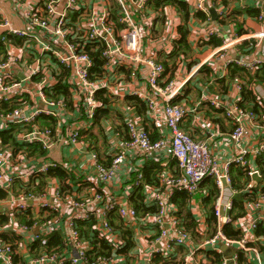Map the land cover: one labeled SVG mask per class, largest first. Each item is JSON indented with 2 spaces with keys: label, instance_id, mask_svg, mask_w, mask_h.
I'll list each match as a JSON object with an SVG mask.
<instances>
[{
  "label": "built area",
  "instance_id": "1",
  "mask_svg": "<svg viewBox=\"0 0 264 264\" xmlns=\"http://www.w3.org/2000/svg\"><path fill=\"white\" fill-rule=\"evenodd\" d=\"M157 1L159 0H33L28 5L25 0H10L13 9L22 16V24L17 25L8 16L0 15V102H19L14 109L0 112V126H31L30 131L19 133L18 139L39 143L48 151L47 155L40 158L28 157L24 151L4 145L0 139V190L7 192V197L0 200L6 204L5 207H0V212L9 210V224H12L17 222V213L33 210V224H18L17 231L29 235V243L39 241L41 246L40 253L18 263L15 245L0 233V264H121L125 255L118 253L116 249L119 251L123 248L125 240L110 221L112 211H117L121 220L129 227L138 222L137 224L151 225L156 230L153 240L158 248L155 255L167 256L174 249L188 247L187 253L180 257V264H217L214 255H207L208 251L224 253L220 264H240L242 254L246 258V264H264V249L261 246L264 247V236L256 234L260 225H264V193L246 200L247 212L244 217L235 219L231 213L234 196L251 190L254 187L253 175H261L260 170L252 167L251 162L264 153V143L254 148L242 146L232 161L222 163L207 141L193 138L182 128V122L188 114L187 108L173 102L179 93L175 81H162L165 66L154 54L147 53L141 25L137 20L140 14ZM217 1L196 0L195 8L204 12L206 19L211 20L210 9ZM258 1L261 2L258 19L264 20V0ZM217 12L223 18L227 9L220 7ZM209 35L219 33L210 29ZM252 38L256 40L255 52L254 49L250 55L230 56L232 50L239 52L240 44ZM93 50L100 51L105 61V77L101 80L96 78L93 71ZM214 53L224 63L226 70L238 66L253 75L264 66V31L244 33L230 40H222ZM140 65L149 69L151 95L145 98L153 114L154 125L159 129L166 127L168 135L154 140L150 132L140 127L135 120H127L129 139L116 151L109 165L102 163L98 154L92 152L96 173L92 178L97 181L89 185V180H84L88 187H96L90 196L81 195L80 189L67 194L58 182H53L55 179H49V185L40 190L32 186L29 190L24 187L15 192L18 180L27 181L31 176L47 173L50 168L59 165L73 173L70 163L60 164L50 158V152L58 142H63L69 148L90 147L84 132L89 130V119L95 116L100 106L97 91L107 87L109 77H119L122 68L130 71V78H137ZM15 68L23 73L22 78L17 76ZM59 82L69 85L73 92L72 109L70 98L51 97L48 93V89L53 91ZM24 83H35L36 88L26 87ZM236 87L241 92L243 83H236ZM158 98L162 101L161 113H158ZM211 103L215 108L223 109L225 117L233 124L231 140L241 143L246 134V123L256 122L258 114L238 103L229 106L220 100H213ZM40 115L55 118V129L40 123ZM76 115L84 116L86 120L70 123L66 125V133L58 134L56 128L61 127L60 124L65 125L69 118L73 119ZM165 146L170 147L171 157L177 164V173L167 175L162 171L159 174V184L149 185L144 184V171L140 170L133 181L135 188L145 186V203L149 207H155V213L139 217L138 210L129 202V198L121 199L101 189L102 184L115 177L126 158L128 148H137L150 155ZM233 164L248 168L247 175L251 180L244 190L233 187ZM209 177L215 179L219 189L214 203L217 221L212 233L206 223H200L197 233L202 238L196 242L192 232L175 216L172 199L177 191L188 192L191 196L197 193L207 194V190L201 185ZM64 208L69 210L67 217L64 216ZM42 212L45 214H41ZM51 212L59 214L53 219L43 220ZM92 219L97 221L93 229L98 236L107 240L114 248L111 254L92 255L95 254L92 252L93 246L81 234L77 224L79 220ZM227 224L240 229L239 239L231 238L225 233L224 226ZM39 225L40 233H34ZM58 232L64 237V247L49 249L51 238ZM223 244L226 251L221 249ZM201 250L206 257L199 256ZM232 251L230 257L225 255V252L229 254Z\"/></svg>",
  "mask_w": 264,
  "mask_h": 264
},
{
  "label": "crops",
  "instance_id": "2",
  "mask_svg": "<svg viewBox=\"0 0 264 264\" xmlns=\"http://www.w3.org/2000/svg\"><path fill=\"white\" fill-rule=\"evenodd\" d=\"M184 1L188 7V18L184 15L186 12L175 4L165 5L163 8L158 7L159 9L153 6L151 8L150 6L142 15L140 14L137 17V20L141 25L143 43L147 53L154 54L161 61L162 59L168 60L174 50L176 40L180 37V26L187 24L190 30L188 40L192 49L187 51L184 56L177 58L176 68L174 71L165 74L162 81H175L179 93L174 100H177L178 104H182L187 108L188 114L182 122V128L193 138L207 141L212 151L219 156L222 163H225L232 161L242 146L254 148L260 143H264V116H262L264 84L256 82V84L249 87L256 96L257 102L261 105L258 108V112H256L258 119L256 122L246 123V134L241 143H236L230 138V133L234 128L233 124L225 117L223 109L215 108L211 101L220 100L226 106L234 103L240 104L244 100L246 81H242L239 78L228 81L229 70L225 69L224 63L214 53L217 47L207 46L204 41L211 37L209 35L210 29H215L220 35L215 36L223 40H230L244 33L255 34L259 31H264V20L258 19L261 2L258 0H218L211 8L216 9V12L220 7L227 9L226 18L221 22L220 19L222 17L218 16V12L216 17L210 13L211 20L202 19L196 15L198 11L195 8L196 0ZM249 11H254L256 14L251 15ZM0 15L8 16L17 25L22 24V16L13 9L10 0H0ZM255 44V39H249L240 44L239 52L232 50L230 56L250 55L256 51ZM14 70L19 78L23 77V73L19 69L15 68ZM139 70L137 78H130V71L125 68L120 70L119 77L114 78L111 76L108 78L106 88L113 95L111 109L107 116L101 119L99 124H90L88 126L89 130L86 132V138L91 144L90 147L85 149L82 147L69 148L63 142H58L56 147L50 152V158L60 164L70 163L72 165L74 180L69 181V183L73 184L78 181L74 185V190L78 189V185H82L80 187L81 195L90 196L96 189V187H88L84 183V180H89V185H93L97 181L92 178L96 176L92 152L96 151L104 163L111 162L116 151L123 147L124 142L129 139L126 127L127 120H135L140 127L151 132H154V129L156 130L157 128L154 125L153 114H151L145 98L149 94L151 95L148 83L149 69L140 65ZM238 82L243 83L241 92L236 87ZM24 84L32 89L36 88L35 83ZM127 95L140 97L145 102L147 110L140 112L137 106L126 99ZM34 99L37 101L36 98ZM158 100H160L157 107L158 113H161L162 101L160 98ZM80 120L86 119L82 118L81 115H76L73 119L69 118L65 125L60 124L61 127L56 128L58 134L66 133V125L80 123ZM157 131L159 138L160 136H167L169 133L166 127L157 128ZM254 161L251 162V165L256 168ZM159 165L167 175L177 173V164L171 157L169 146H165L150 155L143 153L137 148H128L126 158L120 165L115 177L111 181L102 184L101 189H105L121 199H130L136 192L133 181L137 172ZM53 182L57 181L53 180ZM260 184H264V179ZM190 205L192 216L198 226L200 223L208 225L207 215L200 200H192ZM5 206V203L0 202V207ZM64 211V216L67 217L69 210L64 208ZM8 212L9 210L5 213L7 214ZM176 212L175 207L174 213ZM175 216L177 217L176 214ZM137 223L130 227L135 246L128 257H125L124 262H127L131 256V264H156L154 257L156 256L155 250L158 245L153 240L156 236V230L151 225ZM17 226L18 224L16 223L0 226V233L3 231L10 232L21 237L14 245L16 260L18 263H23L34 255L31 254L30 246L32 243L28 242L29 235L17 231L19 228ZM34 233H40V225L37 229H34ZM201 238H195L196 242ZM187 251L188 247H180L171 251L167 256L160 255L162 259L157 264H180V257L185 255ZM199 256L206 257L203 250L199 251Z\"/></svg>",
  "mask_w": 264,
  "mask_h": 264
},
{
  "label": "trees",
  "instance_id": "3",
  "mask_svg": "<svg viewBox=\"0 0 264 264\" xmlns=\"http://www.w3.org/2000/svg\"><path fill=\"white\" fill-rule=\"evenodd\" d=\"M177 5L178 7L182 8L186 13L184 14L186 18L189 17L188 7L187 3L184 0H159L155 2L154 4H151L156 9L159 7L163 8L165 5ZM158 8V9H159ZM251 15H255L256 12L249 11ZM258 13V12H257ZM197 16H199L202 19L206 18V15L202 11H197ZM226 18L223 17L222 20ZM180 31V37L175 42V47L173 52L171 53L168 60H163L162 62L165 66V74H167L170 71H174V69L177 66V58L184 56L187 51L192 49V46L189 43L188 40V34L190 32L187 24L181 25L179 28ZM222 40L218 36H211L207 41H204L205 44L212 45L213 47H218L222 44ZM2 44L0 43V47ZM91 55L94 59L95 66L93 68V71L96 73V78L102 79L104 78V72H103V65L105 61L101 57L100 51H91ZM164 74V75H165ZM95 78V77H94ZM228 81L234 80L235 78L242 79V81H246V92L244 94V100L239 104L241 107H244L246 109L253 110L255 112H258V108L261 106L257 102V98L254 95L251 87V85H254L257 83L264 84V66L259 68L258 71L251 75L249 73H246V71L238 66H232L229 68V74L227 75ZM244 85V86H245ZM48 93L51 97H59L64 96L70 98V108H73L72 100H73V92L71 91V88L69 85L59 82L57 83L53 91L48 89ZM97 99L100 101V106L97 109V112L95 116L92 119H89L90 123L92 125L99 124L101 119H104V117L107 116V114L110 111L111 102L113 99V95L110 92V90L106 87L101 88L99 91H97L96 94ZM126 99L133 105L137 106L141 111H146L147 106L145 102L140 97L130 96L127 95ZM174 103H177V100H173ZM19 105V102L13 101V102H0V112H8L15 107ZM264 116V108L263 113ZM40 120V123L51 126L55 129V126L57 124V120L50 116L40 115L38 117ZM32 129L31 126H22L19 124H10L8 126H0V139L2 140L4 145H9L17 148L19 151H24L28 157H36L40 158L41 156L47 155L48 151L43 149V147L36 142H28V141H21L18 139L19 133L23 131H30ZM150 132V135L152 139L156 140L159 138V133L154 129V132ZM129 138V137H128ZM96 152V151H95ZM97 153V152H96ZM98 154V153H97ZM99 156V154H98ZM99 159L102 163H104L100 156ZM255 166L257 169L260 170V173L264 179V153L259 155L254 159ZM105 165H109L110 162ZM248 168L239 167L236 165H232L231 167V173L233 177V187L239 190H244L245 186L250 182L251 178L247 175ZM162 173V169L159 166H152L149 169L144 170V184L149 185H158L159 184V174ZM243 178V180H241ZM49 179H55L59 185L61 186L62 190L67 193H73L74 192V185L77 184L78 181H76L73 184H70L69 181H73V175L72 172L69 171L67 168H65L63 165H59L55 168H50V170L47 171V173H38L37 175H33L29 178V180L24 181L22 179L18 180L15 184L14 191L19 192L21 188H27L28 190L35 186V189L40 190V188H45L49 185ZM202 188H205L207 190V194L204 193H197L196 195L191 196L188 192L185 191H177L173 197V204H175L176 207V215L179 219L182 220L185 227L192 232V234L195 236V238H200L201 236L197 233V222L195 221V218L192 216V208H191V202L192 200H200L202 203L203 208L205 209L206 215H207V223L210 227L209 231L212 233L215 230V224L217 221V217L215 215V209H214V203L219 195V189L215 183V179L209 177L205 179L202 183ZM80 187H78L77 190H79ZM260 193H264V184H260L257 187H253L249 191H243L233 198L234 207L231 211L232 215L235 219L242 218L246 215V200H250L253 197L258 196ZM7 197V192L4 190H0V200ZM145 186L136 188L135 194L130 198V201L132 205L138 210V216L141 217L142 215H145L146 213L153 214L155 213L156 209L155 207H149L145 203ZM41 214H45L42 212ZM59 213H48L43 218V220L47 219H53L54 217L58 216ZM110 221L115 228L116 231L119 232V234L124 238L125 240V246L119 251L116 249L118 253H121L122 255H125V257H128L129 253L133 250L135 243L133 239L132 230L129 226L125 224L123 219L119 217L117 214V211H112L110 213ZM16 220L17 224H28L32 225L35 221V212L33 210H28L27 212H20L16 214ZM11 222V216L7 213L0 212V226L8 225ZM96 219H92L89 221L79 220L78 226L80 229L81 234L87 238L90 241V244L93 246L92 252L98 255V254H111L114 248L110 243L105 240L101 239L96 231L93 229L94 224L96 223ZM208 227V228H209ZM225 233L235 239H239L241 236L240 229H237L233 224H227L224 226ZM256 234L258 236H264V225H260V227L256 230ZM1 236H3L8 242H11L15 244L17 241L21 239L20 236H17L15 234H12L10 232H2ZM261 242V241H260ZM262 243V242H261ZM260 243V244H261ZM263 244V243H262ZM64 237L59 232L56 233L50 240L49 243V249L52 248H62L64 247ZM264 249L263 245H261ZM40 242L34 241L31 248V254L37 255L40 253ZM209 257H212V255L215 256L216 260L215 262L217 264H220V261L223 259L224 253L214 252V251H208L207 254ZM155 263H159L162 259L160 255H156L154 257ZM130 260H132V257H129V260L127 262H123L121 264H131ZM246 258L242 254L240 264H246L245 263ZM16 262H18L16 260Z\"/></svg>",
  "mask_w": 264,
  "mask_h": 264
},
{
  "label": "water",
  "instance_id": "4",
  "mask_svg": "<svg viewBox=\"0 0 264 264\" xmlns=\"http://www.w3.org/2000/svg\"><path fill=\"white\" fill-rule=\"evenodd\" d=\"M210 13H211L212 16H214V17L217 16L216 9H214V8H211V9H210ZM262 180H263V177H262L261 175H259L258 173H255V174L253 175V177H252L253 186H254V187L258 186L259 183H260ZM221 249H222L223 251H226V246L223 244V245L221 246ZM232 253H233V251L230 252L229 254L225 252V255L230 257Z\"/></svg>",
  "mask_w": 264,
  "mask_h": 264
},
{
  "label": "rangeland",
  "instance_id": "5",
  "mask_svg": "<svg viewBox=\"0 0 264 264\" xmlns=\"http://www.w3.org/2000/svg\"><path fill=\"white\" fill-rule=\"evenodd\" d=\"M25 2H26V4L31 5L32 4L31 2H33V0H25ZM82 117L85 118L84 116H82ZM86 132H88V131H85L84 133L86 134Z\"/></svg>",
  "mask_w": 264,
  "mask_h": 264
}]
</instances>
